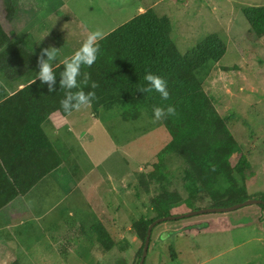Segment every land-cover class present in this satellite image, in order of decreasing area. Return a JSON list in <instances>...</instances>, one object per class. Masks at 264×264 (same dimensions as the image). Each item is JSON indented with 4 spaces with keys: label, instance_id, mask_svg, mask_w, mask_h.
Returning a JSON list of instances; mask_svg holds the SVG:
<instances>
[{
    "label": "rangeland",
    "instance_id": "374dc122",
    "mask_svg": "<svg viewBox=\"0 0 264 264\" xmlns=\"http://www.w3.org/2000/svg\"><path fill=\"white\" fill-rule=\"evenodd\" d=\"M33 2L38 11L40 7L35 18L23 0L29 23L25 33L31 34L24 43L59 49L57 63L80 46L86 33L99 30L105 37L148 10L167 19L169 36L182 56L218 35L225 42V55L199 74L204 91L226 119L217 137L240 145L243 156L221 150L228 157L224 165L230 176L219 177L167 152L171 136L146 114L125 121L123 110L114 104L97 114L89 107L80 111L79 122L73 121L79 132L68 131L66 117L54 114L44 131L64 169L46 188L40 185L29 195V212L15 217L0 213V264H139L152 220L250 199L264 201V29L251 32L245 16L246 9L263 7L264 0ZM36 24L38 33L33 31ZM90 109L100 121L85 126L84 114ZM239 162L249 166L243 174L237 170ZM187 168L194 179L185 177ZM152 172L157 176L151 177ZM256 209L262 213L256 215ZM99 222L109 234L111 250L98 244L94 234L83 233ZM208 223L214 228H206ZM254 226L255 235L264 239L259 205L162 221L152 231L145 264H264V244L248 239ZM192 228L204 230L193 234ZM240 233L243 239L238 240ZM195 246L201 248L197 257L191 254ZM175 252H181V259L171 258Z\"/></svg>",
    "mask_w": 264,
    "mask_h": 264
},
{
    "label": "trees",
    "instance_id": "16d2710c",
    "mask_svg": "<svg viewBox=\"0 0 264 264\" xmlns=\"http://www.w3.org/2000/svg\"><path fill=\"white\" fill-rule=\"evenodd\" d=\"M4 3L7 20L13 21L18 14V1L4 0ZM245 16L251 32L257 33L264 28V6L246 9ZM3 33L0 22V41ZM98 43L100 53L96 62L90 68H82L89 74L90 82L97 84L95 89L82 86L84 91L96 93L92 111L97 114L114 104L123 110L121 114L125 121H137L145 114L153 119L154 106L172 105L175 114L157 121L172 138L166 151L185 164L219 177H229V169L224 165L228 157H222L220 151L226 150L229 156L242 155V148L226 138L217 137V131L226 119L219 115L204 91L199 74L224 57L226 45L223 39L216 34L210 35L189 56H182L169 36L167 19L148 10ZM62 68L63 64L55 68L58 78ZM28 70L23 48L13 44L3 51L0 49V71L6 77L14 80ZM146 71L166 79L167 100H162L155 91L144 95L139 92L145 84ZM63 97L64 90L59 89L58 81L52 93L46 84L41 85L36 80L13 96H9L0 84V213L13 217L26 214L29 208L25 200L29 195L41 189L40 185L46 188L47 180L62 170L63 160L43 125L54 114L69 115L60 107ZM248 167L239 162L237 170L243 174ZM162 168L166 169V166ZM187 170L185 177L194 179L191 169ZM150 176L157 175L152 172ZM259 206L264 210V205ZM93 229L83 233L94 234L97 243L111 250L109 234L102 223H97ZM176 259L174 254L173 260Z\"/></svg>",
    "mask_w": 264,
    "mask_h": 264
},
{
    "label": "clouds",
    "instance_id": "9594fccd",
    "mask_svg": "<svg viewBox=\"0 0 264 264\" xmlns=\"http://www.w3.org/2000/svg\"><path fill=\"white\" fill-rule=\"evenodd\" d=\"M101 39H103L101 31L90 32L70 56L63 58L61 61L63 68L59 72V78L55 71L57 58L60 55L59 49L55 47L41 49L38 58L39 71L35 73V81L39 80L41 85L46 84L49 93L56 90L58 81L59 89L64 90V97L60 100V107L63 112L69 115L75 111L91 107L96 99L95 91H84L82 88V86H88L91 89L97 87L95 82H90L89 74L83 72L82 68H90L96 62L100 53L98 41ZM143 80L145 84L139 89V92L143 95L155 91L160 94L162 100L169 98L167 81L162 76L146 71ZM152 113L153 119L159 121L162 118L174 115L175 108L172 105L166 107L154 106Z\"/></svg>",
    "mask_w": 264,
    "mask_h": 264
},
{
    "label": "crops",
    "instance_id": "0c3cea01",
    "mask_svg": "<svg viewBox=\"0 0 264 264\" xmlns=\"http://www.w3.org/2000/svg\"><path fill=\"white\" fill-rule=\"evenodd\" d=\"M33 1H35V0H28V3L33 8V18H35L36 14L40 11V7H38V9H39V11H38L36 9L35 5L33 4V3H35ZM18 4H19V13H18V15L16 16V18L13 21H7L5 5H4V2L2 0H0V22H1V25H2L3 30H4L2 39L0 41L1 50H3L4 47L8 48L9 46H11L13 44L19 45L18 43H19V41H21V46L20 45L19 46L26 51L27 61H28V65H29L28 72L26 74H24L23 76H21V77H19L17 79H14V80L9 79L8 77H6L0 71V84L5 88V90L7 91V94L9 96H13L17 92H19L20 90L25 88L26 86H28V85L32 84L33 82H35V73L39 71V69H38V58L40 56L41 49L45 48V47H42L41 46L42 44H39V43H37L36 47H33V46L28 47V46L25 45L24 39L31 37V34L25 33L26 31H29L28 15H25L24 11H22L23 8H24L23 0H18ZM41 22H39V23H41ZM38 24L34 25V26H36L35 30H33V28H32V30L34 32H36V33L39 32ZM263 29H261L260 31H262ZM259 32H257V34ZM86 34L88 35V33H86ZM59 63H57L56 67H58V66H60L62 64V63H60V64ZM81 110L75 111V112L71 113L70 115L64 116V117H66V120H67L66 122L68 124H70V127H69L68 131H71V129H73V130L77 129L78 132L80 131V129H78V127L73 125L74 124L73 121L79 122V116H80V111ZM89 112L84 114V117H86V119H83V122H84L85 126H87L86 123L88 121H92V120H94L97 124H99L100 120H97L98 118L94 119L92 117L93 113H92L91 109H90ZM49 118H48V120H49ZM95 122H94V125H97ZM43 127H44V125H43ZM73 137L77 140L76 136H73ZM86 156H87V154H86ZM62 167H63L62 169H64V164H63ZM54 177H55V175L53 177H51V179H49V180H53ZM49 180H47V181H49ZM72 196H74L73 193H72ZM53 210H54V207H53L52 210H49L48 212L53 211ZM259 210H260V212L257 213V211H259ZM259 210L258 209L255 210V214L256 215L257 214L260 215L262 213L261 209H259ZM72 211L73 210H70L71 216H73ZM46 213L47 212H45L44 214H46ZM78 216H80V214ZM210 223H208L206 225V228H209V227H213L214 228V225L210 224ZM194 225L197 226L198 224L194 223ZM80 227L85 228L84 226H80ZM203 230L204 229L202 228V230H200V231L202 232ZM249 230H252L254 232V234L253 233L252 234L249 233L250 237H248V239L252 240V239L258 238L255 235V226L253 228H249ZM249 230H247V231H249ZM191 231L193 232V234L194 233H201V232H199V231H197V230H195L193 228L190 230V232ZM247 231H242V232H247ZM185 233H187V231H185ZM242 237H243V233H240V236L238 235L237 239L241 240V239H243ZM255 242H257V244L260 247H262L263 244H264V239H261V238L255 239ZM60 253L63 254L66 258L69 255V253H67L66 250H63V252L60 251ZM191 254L194 255L195 257L199 256L201 254V248L200 247L198 248L197 246H195L194 250L191 251ZM175 255H176L177 259H181V257H182L181 252H180V254H176V252H175ZM171 258L173 259V257H171Z\"/></svg>",
    "mask_w": 264,
    "mask_h": 264
},
{
    "label": "water",
    "instance_id": "95a60500",
    "mask_svg": "<svg viewBox=\"0 0 264 264\" xmlns=\"http://www.w3.org/2000/svg\"><path fill=\"white\" fill-rule=\"evenodd\" d=\"M250 205H264V201L260 200V199H250L247 200L243 203H239L237 205H234L232 207H226V208H222V207H211V208H205L203 210H198V211H192L190 213H186L183 215H178V216H171L169 218H162L159 219L157 221H155L153 224H151L148 228L147 231V237H146V241H145V246H144V250H143V255L140 261V264H145L147 256H148V252H149V245H150V241H151V236H152V231L154 229V227L159 224L162 221L165 220H178V219H183V218H189L192 216H196V215H201V214H206V213H227V212H231V211H235L238 210L240 208H243L245 206H250Z\"/></svg>",
    "mask_w": 264,
    "mask_h": 264
}]
</instances>
